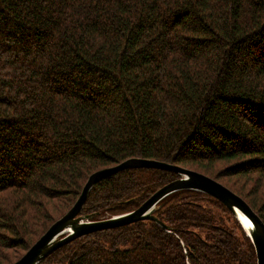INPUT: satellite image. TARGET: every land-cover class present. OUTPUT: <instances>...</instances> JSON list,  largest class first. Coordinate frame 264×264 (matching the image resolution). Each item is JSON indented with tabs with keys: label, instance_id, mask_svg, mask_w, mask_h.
Returning <instances> with one entry per match:
<instances>
[{
	"label": "trees",
	"instance_id": "16d2710c",
	"mask_svg": "<svg viewBox=\"0 0 264 264\" xmlns=\"http://www.w3.org/2000/svg\"><path fill=\"white\" fill-rule=\"evenodd\" d=\"M128 158L225 179L264 223V0H0V264ZM178 177L120 171L80 214L132 211ZM154 215L165 227L94 231L38 264H256L208 194L171 193Z\"/></svg>",
	"mask_w": 264,
	"mask_h": 264
},
{
	"label": "water",
	"instance_id": "95a60500",
	"mask_svg": "<svg viewBox=\"0 0 264 264\" xmlns=\"http://www.w3.org/2000/svg\"><path fill=\"white\" fill-rule=\"evenodd\" d=\"M132 168L166 170L176 173L179 177L159 188L132 211L98 220H91L92 214H80L90 190L96 183L120 171ZM180 190L199 191L223 203L234 214L253 244L256 264H264V223L242 197L216 179L201 172L171 163L144 158H128L116 165L92 172L70 208L56 219L24 254L12 264H38L62 245L82 235L102 229L119 227L143 220H152L165 227L154 215V212L162 199ZM246 222L249 225H246Z\"/></svg>",
	"mask_w": 264,
	"mask_h": 264
},
{
	"label": "rangeland",
	"instance_id": "374dc122",
	"mask_svg": "<svg viewBox=\"0 0 264 264\" xmlns=\"http://www.w3.org/2000/svg\"><path fill=\"white\" fill-rule=\"evenodd\" d=\"M217 180V179H216ZM218 182H220V183H224L225 182V179L223 180V179H220V180H217ZM224 185V184H223ZM227 187V186H226Z\"/></svg>",
	"mask_w": 264,
	"mask_h": 264
},
{
	"label": "bare ground",
	"instance_id": "6f19581e",
	"mask_svg": "<svg viewBox=\"0 0 264 264\" xmlns=\"http://www.w3.org/2000/svg\"><path fill=\"white\" fill-rule=\"evenodd\" d=\"M246 225H249V224L246 222Z\"/></svg>",
	"mask_w": 264,
	"mask_h": 264
}]
</instances>
